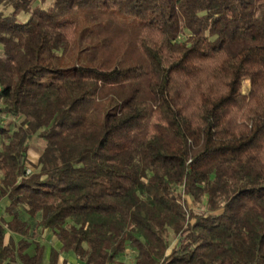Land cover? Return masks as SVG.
Listing matches in <instances>:
<instances>
[{
  "label": "trees",
  "instance_id": "16d2710c",
  "mask_svg": "<svg viewBox=\"0 0 264 264\" xmlns=\"http://www.w3.org/2000/svg\"><path fill=\"white\" fill-rule=\"evenodd\" d=\"M47 1L0 0V264H264V0Z\"/></svg>",
  "mask_w": 264,
  "mask_h": 264
},
{
  "label": "crops",
  "instance_id": "0c3cea01",
  "mask_svg": "<svg viewBox=\"0 0 264 264\" xmlns=\"http://www.w3.org/2000/svg\"><path fill=\"white\" fill-rule=\"evenodd\" d=\"M36 154H38L37 159L34 161L31 157V147L29 149V156H30V161L31 162H37L38 158L41 154V150L40 148L38 149V152H36ZM9 204V200L7 198H0V219L1 216H7L6 212H5V207ZM44 236L46 237L47 243H48V249H47V258H49L50 253H51V248L54 247L56 249H60L61 247V243L55 238V236L51 233V232H45ZM66 259L69 260V262H77L76 258L70 256L68 253H62L61 255V260ZM122 262L123 264H135L134 262V257L132 254V258H128V256H124L122 258Z\"/></svg>",
  "mask_w": 264,
  "mask_h": 264
},
{
  "label": "rangeland",
  "instance_id": "374dc122",
  "mask_svg": "<svg viewBox=\"0 0 264 264\" xmlns=\"http://www.w3.org/2000/svg\"><path fill=\"white\" fill-rule=\"evenodd\" d=\"M50 4V0L47 1V3L45 4V6H48ZM249 89V82L248 81H245L243 83V90L244 91H247ZM40 148V144H39V141L37 139H35L33 142H32V145H31V157L32 159L35 161L37 159V156L38 154H36V152H38V149ZM31 169H33V167H31ZM188 203H189V207L191 209H194L195 211L197 212H201L203 209L202 207H197L193 202L192 200L188 197ZM128 258H132V251H129V254L127 255Z\"/></svg>",
  "mask_w": 264,
  "mask_h": 264
},
{
  "label": "built area",
  "instance_id": "2783aa9c",
  "mask_svg": "<svg viewBox=\"0 0 264 264\" xmlns=\"http://www.w3.org/2000/svg\"><path fill=\"white\" fill-rule=\"evenodd\" d=\"M0 92H1V87H0ZM28 173H30V170H28Z\"/></svg>",
  "mask_w": 264,
  "mask_h": 264
}]
</instances>
